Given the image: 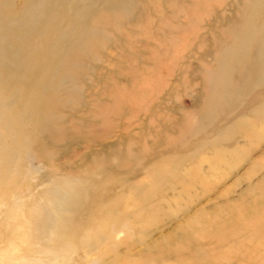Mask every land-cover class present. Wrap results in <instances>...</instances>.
I'll use <instances>...</instances> for the list:
<instances>
[{
  "label": "rangeland",
  "instance_id": "1",
  "mask_svg": "<svg viewBox=\"0 0 264 264\" xmlns=\"http://www.w3.org/2000/svg\"><path fill=\"white\" fill-rule=\"evenodd\" d=\"M0 109L13 263L264 264V0H0Z\"/></svg>",
  "mask_w": 264,
  "mask_h": 264
},
{
  "label": "bare ground",
  "instance_id": "2",
  "mask_svg": "<svg viewBox=\"0 0 264 264\" xmlns=\"http://www.w3.org/2000/svg\"><path fill=\"white\" fill-rule=\"evenodd\" d=\"M218 74H219V73H218ZM218 74H217V76H218ZM5 102H6V100H5ZM5 104H6V103H5ZM1 109H3V108H1ZM1 109H0V110H1ZM3 112H4V113H5V112L7 113V110H6V111L3 110ZM3 112H2V113H3ZM9 113H10V112H9ZM0 114H1V113H0ZM1 115H2V114H1ZM5 115H6V114H5ZM3 116H4V114H3ZM3 116H2L1 118H3ZM6 116H7V115H6ZM4 117H5V116H4ZM5 118H6V117H5ZM5 118H4V120H5ZM6 120H8V116H7V119H6ZM6 120H5V121H6ZM10 120H11V119H10ZM5 121H4V122H5ZM8 121H9V120H8ZM6 122H7V121H6ZM11 122H13V121H10V125H11ZM7 123H9V122H7ZM5 126H6V124H5ZM5 126H4V127H5ZM9 127H11V130H15V129L12 128V126H9ZM5 128H6V127H5ZM7 128H8V125H7ZM8 129H10V128H8ZM3 130H4V129H3ZM5 130H7V129H5ZM8 131H10V130H8ZM3 132H6V131H3ZM13 132H14V131H13ZM11 133H12V131H11ZM7 134H8V133H7ZM1 135H2V134H1ZM3 135H4V134H3ZM10 135H11V134H10ZM10 135L8 134V137H9V138H10ZM1 138H3V137H1ZM11 138H12V137H11ZM1 140H2V139H1ZM6 140H7V139H6ZM6 140H5V141H6ZM0 142H1V141H0ZM4 143H6V142H4ZM7 146H8V145H7ZM28 147H29V146H28ZM5 148H6V146H5ZM5 148H4V149H5ZM0 149H1V151L3 150V149H2V146L0 147ZM14 149H16V148H14ZM14 149H13V150H14ZM7 150H8V149H7ZM3 152H4V151H2V155L4 154ZM7 152H9V151H7ZM14 152H18V150H17V151L14 150ZM12 153H13V151H12ZM12 153H7V155H3V156L5 157V156H8L9 154L12 155ZM5 154H6V153H5ZM14 154H15V153H14ZM14 154H13V156H14ZM2 155H1V157L4 158ZM16 155H17V157H18L19 154H16ZM1 157H0V158H1ZM17 157H16V158H17ZM5 158H6V157H5ZM17 159H18V158H17ZM3 160H4V159H3ZM3 160L0 159V161H3ZM6 160H8V159H6ZM13 161H14V163L17 162V161H15L14 159H13ZM4 162H5V161H4ZM6 162H8V161H6ZM6 162H5V163H6ZM9 163H11V162H9ZM14 163L12 164V165H13V168L16 167V166L18 167L17 164H16V166H14ZM6 164H8V163H6ZM1 165H2V163H1ZM3 165L6 166L5 164H3ZM3 165H2V166H3ZM8 165H9V164H8ZM8 165H7V166H8ZM12 165H10V167L8 166V168H7V166H6L5 168H7V170L13 169V168H11ZM3 168H4V167H3ZM3 168H2V169H3ZM9 168H10V169H9ZM14 170H15V168H14ZM16 170H17V168H16ZM16 170H15V173H14L15 175H16ZM3 172H4V170H3ZM3 172L0 171V174H1V173L3 174ZM11 172H12V171L10 170L9 173L11 174ZM13 172H14V171H13ZM17 172H18V171H17ZM5 173H7V172H5ZM9 173H8V175H9ZM18 174H19V173H18ZM18 174H17V175H18ZM6 175H7V174H6ZM3 176H4V175H2V177H3ZM10 176H12V175H10ZM0 177H1V176H0ZM8 177H9V176H8ZM6 178H7V177H5V179H6ZM13 178H14V177H13ZM2 179H3L4 182H5L4 177H3ZM9 179H10V177H9ZM9 179H8V180H9ZM2 182H3V181H2ZM9 182H10V181H9ZM4 184H7V183L5 182ZM59 194H60V193H59ZM60 198H61V197H60ZM62 199H63V198H62ZM8 203H10V202H8ZM8 203H7V200H5L3 197H0V221H1V222H5L6 219L8 218V215L10 214L9 211H11V210H10V207H11V206L8 205ZM45 206H46V205H45ZM43 209H45L44 206H43V208H42L41 210H43ZM48 209H49V208H48ZM60 209H61V208H60ZM14 211H16V210H14ZM49 211H50V210H49ZM49 211H48V212H49ZM62 211H63V210H62ZM41 212H43V211H41ZM46 212H47V211H46ZM46 212H45V215H46ZM18 213H19V212H18ZM41 214L44 215V213H41ZM41 214H40V215H41ZM40 215H39V216H40ZM43 215H41V216H43ZM50 215H51V214H50ZM53 216H54V215H53ZM53 216H51V217L54 218ZM9 217H10V216H9ZM34 219L36 220V218H34ZM38 220H39V218H38ZM43 220H44V218H43ZM50 220H52V219H50ZM55 220H56V219H55ZM64 220H65V219H64ZM36 221H37V220H36ZM52 221H53V220H52ZM31 222H32V221H31ZM38 222H39V221H38ZM38 222H37V223H38ZM42 222L45 224L44 227H46V226H47L46 223H47L48 221L46 222V221L44 220V221H42ZM42 222H41V223H42ZM54 222H56V221H54ZM35 223H36V222H35ZM39 223H40V222H39ZM41 223H40V224H41ZM49 223H50V222H48L47 224H48V225L52 228V230H53V228H55V224H54V227H52V224H51V223L49 224ZM67 223H68V222H67ZM31 224H32V223H31ZM44 224H43V225H44ZM36 225H37V224H36ZM38 225H39V224H38ZM38 225H37V226H38ZM64 225H66V224L64 223ZM118 225H119V224H118ZM122 225H123V224H122ZM34 226H35V224H34ZM39 226H40V225H39ZM49 226H48L47 229H50ZM18 227H19V226H18ZM35 228H36V226H35ZM61 228H62V227H61ZM117 228H118V227H117ZM20 229H21V228H19V232L21 233ZM23 229H24V228L22 227V231H23ZM38 229H40V228H38ZM42 229H43V227H42ZM42 229H40V230L42 231ZM47 229L44 228L43 230H47ZM59 229H60V228H59ZM63 229H65V228L63 227ZM68 229H69V228H68ZM66 230H67V229H66ZM127 230H128V229H127ZM29 231H30V230H29ZM60 231H61V230H60ZM60 231H59V232H60ZM31 232H32V231H31ZM23 233H24V232H23ZM46 233H47V232H46ZM46 233H44V234H46ZM28 234H29V233H28ZM38 234H39V232H38ZM118 234H119L120 237H121V233H118ZM31 235H32V234H31ZM33 235H34V234H33ZM39 235H40V234H39ZM46 235H47V234H46ZM46 235H45V236H46ZM61 235H64V237H65V233H64V234H61ZM119 235H118V236H119ZM41 236H42V235H41ZM43 236H44V235H43ZM73 236H74V235H73ZM118 236H117V237H118ZM39 237H40V236H39ZM39 237H38V238H39ZM132 237H133V236H132ZM20 238H21V237H20ZM23 238H24V237H23ZM32 238H34V236H33ZM41 238H42V237H40L39 241L41 240ZM67 238H68V237H67ZM76 238H77V237H76ZM8 239H9V238H8ZM70 239H71V238H70ZM73 239H74V237H73ZM23 240H24V239H23ZM31 240H32V239H31ZM42 240L44 241V238H43ZM42 240H41V241H42ZM66 240H67V239H66ZM111 240H112V239H111ZM118 240H119V239H118ZM4 241L6 242L5 239H4ZM9 241H11V239L8 240L7 243H10ZM12 241H13V240H12ZM26 241H27V238H26ZM29 241H30V240H29ZM32 241H33V240H32ZM34 241H37V237H36V240H34ZM39 241H38V242H39ZM47 241H48V240H47ZM74 241H75V240H74ZM132 241H133V238H132ZM64 242H65V240H64ZM64 242H63V243H64ZM67 242H68V241H67ZM70 242H71V241H70ZM72 242H73V241H72ZM75 242H76V241H75ZM90 242H92V240H90ZM7 243H6V244H7ZM12 243H14V241H13ZM26 243H27V242H26ZM36 243H37V242H36ZM36 243L33 242L32 244H36ZM95 243H96V242H95ZM117 243H119V241H118ZM117 243H115V241H114V244H117ZM10 244H11V243H10ZM10 244H9V245H10ZM37 244H38V243H37ZM59 244H61V243H59ZM59 244H58L57 247L60 246ZM68 244H69V243H68ZM74 244H77V243H73V245H74ZM92 244H93V243H92ZM9 245H8V246H9ZM12 245H13L12 248H15V246H14L15 244H12ZM39 245L42 246V244H39ZM63 245L65 246V244H63ZM71 245H72V244H71ZM95 245H96V244H95ZM117 245H118V244H117ZM117 245H116V246H117ZM25 246H26V244H25ZM35 246L37 247V245H35ZM66 246H67V245H66ZM90 246H91V245H90ZM90 246L88 245V247H90ZM17 247L19 248V251H20V247H19L18 245H16V248H17ZM38 247H39V246H38ZM42 247H44V243H43V246H42ZM46 247H47V246H46ZM62 247H63V246H62ZM75 247H76V246H75ZM91 247H92V246H91ZM1 248H2V247H0V250H3V249H1ZM3 248H4V247H3ZM6 248H7V245H6ZM16 248L13 249V250L16 251ZM18 248H17V250H18ZM29 248H30V247H29ZM39 248H40V247H39ZM117 248H118V247H117ZM26 249H27V248H26ZM42 249L44 250L45 255H46V252H47V254H48V256H44V258H45V257H49L50 254H52V255L54 256L55 253H57V251H56L54 254H53V251H52V253H50L51 249H53L52 247H51V249H48V248H46V249H45V248H41V249L39 250V252H42V251H43ZM54 249H55V248H54ZM56 249H57V248H56ZM61 249H63V248H61ZM87 249H89V248H87ZM9 250H12L11 247L9 248ZM9 250H7V249L5 250V249H4V250L0 253V258H2V260H4V262H3L4 264H38V263H37L38 261H37V262H34V261L28 259V257H29L28 255L31 254V251H30V253H28V255H27L28 257H27V258H26V257H25V258H22V257H24V256H21V259H20V260H18V261H16L15 263H13V262L11 261V260H12V259H11L12 257H10L11 254L9 255V254L7 253ZM36 250H37V249H36ZM41 250H42V251H41ZM57 250H58V249H57ZM67 250L69 251V249H67ZM74 250H75V248L73 249V251H74ZM65 251H66V249H65ZM65 251L63 252V254L65 253ZM70 251H71V250H70ZM70 251H69V252H70ZM73 251H71L72 254L75 253V252H73ZM12 252H13V251H12ZM27 252H28V251H27ZM27 252H26V254H27ZM32 252H33V251H32ZM36 252H37V251H36ZM49 253H50V254H49ZM61 253H62V252H61ZM120 253H121V252H120ZM34 254H35V253H34ZM69 254H71V253H69ZM14 255H15V254H14ZM31 255H32V254H31ZM67 255H68V254H67ZM73 255H74V254H73ZM16 256H17V253H16ZM39 256H42V255H39ZM129 256H130V251H128V252L122 254L120 257L123 258V259H125V258L128 259ZM17 257L19 258V256H17ZM54 257H57V255H55ZM70 257L72 258V256H70ZM35 258H36V257H35ZM39 258H41V257H39ZM50 258H51V257H50ZM27 259H28V260H27ZM45 259H46V258H45ZM69 259H70V258H69ZM46 260H47V259H46ZM49 260H50V259H49ZM70 260H71V259H70ZM0 261H1V260H0ZM51 261H52V259H51ZM54 261H55V260H54ZM74 261H75V259H74ZM40 262H42V261L39 260V263H40ZM44 262H46V261H44ZM1 263H2V262H1ZM42 263H43V262H42ZM58 263H59V262H58ZM71 263H72V262H71ZM97 263H98L97 261H90V260L87 262V264H97ZM40 264H41V263H40ZM43 264H44V263H43ZM47 264H48V262H47Z\"/></svg>",
  "mask_w": 264,
  "mask_h": 264
}]
</instances>
